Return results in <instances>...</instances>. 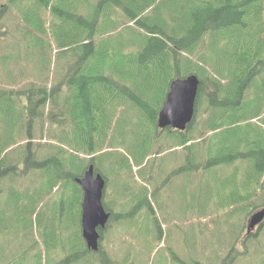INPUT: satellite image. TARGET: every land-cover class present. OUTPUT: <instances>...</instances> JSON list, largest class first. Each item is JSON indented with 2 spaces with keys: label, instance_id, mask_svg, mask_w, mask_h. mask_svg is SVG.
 Here are the masks:
<instances>
[{
  "label": "trees",
  "instance_id": "trees-1",
  "mask_svg": "<svg viewBox=\"0 0 264 264\" xmlns=\"http://www.w3.org/2000/svg\"><path fill=\"white\" fill-rule=\"evenodd\" d=\"M10 16L19 22V35L8 47ZM262 17L264 0H0V49L5 50L0 64L7 80L0 86V183L20 175L24 165L23 175L36 171L39 178L50 180L53 190L61 186L66 193L73 185L81 198V240L93 252L82 234L84 193L76 179L91 164L107 181L106 165L112 171L116 164L132 170L135 162L144 165L164 149L195 148L194 141L203 135L194 133L204 100L207 116L213 119L219 112L221 117L208 124L209 131L226 125L236 133L241 119L237 112L253 80L264 72V56L260 51L238 53L231 57L233 64H225L224 71L214 75L205 64L206 47L222 37L236 39L238 50L263 49L264 41L256 37L264 32ZM27 39L39 47L40 55L21 53L28 52ZM24 60L31 68L22 66ZM190 74L200 78L194 120L185 131L161 129L158 117L171 82ZM40 121L42 135L49 124L59 143L33 141ZM128 136L133 161L115 149ZM260 137L254 177L258 186H264V137ZM113 153L117 157L111 158ZM204 166V159L196 163L195 158L186 169ZM249 196L255 201L259 190ZM256 200L250 213L264 206V199ZM103 203L111 219L117 218L105 199ZM248 224L247 217L246 238L254 234L248 232ZM106 229L101 230V241ZM94 252L108 261L102 242Z\"/></svg>",
  "mask_w": 264,
  "mask_h": 264
},
{
  "label": "rangeland",
  "instance_id": "rangeland-1",
  "mask_svg": "<svg viewBox=\"0 0 264 264\" xmlns=\"http://www.w3.org/2000/svg\"><path fill=\"white\" fill-rule=\"evenodd\" d=\"M17 23L15 17L9 18L8 47L19 35ZM256 37L264 41V32ZM26 44L28 52L24 49L21 53L40 55L30 39ZM4 51L0 49V54ZM249 51L264 56V48L238 50L236 39L219 37L206 47L205 64L214 75H220L225 64L234 63L231 57ZM22 66L31 68L25 60ZM10 67L17 69L14 64ZM4 73L0 64V86L7 84ZM263 82L264 72L245 93L237 112L241 119L236 133L226 125L217 132L209 131L208 124L221 117L218 112L210 119L204 100L194 133L203 135L194 141L195 148L178 146L150 156L153 147L144 165L135 162L132 170L116 164L112 171L106 165L103 171L108 183L103 201L117 215L107 224L101 241L106 263L98 252H88L81 240L80 193L75 194L73 185L66 193L61 186L53 190L50 180L39 178L36 171L23 175L24 165L20 164V175L3 178L0 183V264H264V222L250 238L244 234L246 218L249 222L253 214L251 204L264 199V186H258L254 177V157L260 136L264 137ZM255 114L260 116L254 118ZM42 125V121L35 125L33 141L59 143L49 124L42 135ZM130 138L117 142L115 149L129 155ZM21 150L19 146L17 151ZM241 152L244 157L236 156ZM195 158L196 163L204 159L205 166L186 169ZM255 190L259 196L254 201L249 195Z\"/></svg>",
  "mask_w": 264,
  "mask_h": 264
},
{
  "label": "water",
  "instance_id": "water-1",
  "mask_svg": "<svg viewBox=\"0 0 264 264\" xmlns=\"http://www.w3.org/2000/svg\"><path fill=\"white\" fill-rule=\"evenodd\" d=\"M200 78L197 74L177 77L170 84L166 101L159 113L158 126L161 129L171 127L185 131L194 120L195 106L199 94ZM76 181L82 187L81 226L87 247L100 249L101 230L106 228L111 213L106 210L103 197L107 181L102 173L95 171L91 164L89 169ZM264 222V206L253 212L249 218L248 232Z\"/></svg>",
  "mask_w": 264,
  "mask_h": 264
},
{
  "label": "bare ground",
  "instance_id": "bare-ground-1",
  "mask_svg": "<svg viewBox=\"0 0 264 264\" xmlns=\"http://www.w3.org/2000/svg\"><path fill=\"white\" fill-rule=\"evenodd\" d=\"M105 229V228H104ZM104 229H102V230H104ZM103 233V232H102ZM82 234H83V232H82Z\"/></svg>",
  "mask_w": 264,
  "mask_h": 264
},
{
  "label": "flooded vegetation",
  "instance_id": "flooded-vegetation-1",
  "mask_svg": "<svg viewBox=\"0 0 264 264\" xmlns=\"http://www.w3.org/2000/svg\"><path fill=\"white\" fill-rule=\"evenodd\" d=\"M257 228V227H256Z\"/></svg>",
  "mask_w": 264,
  "mask_h": 264
}]
</instances>
